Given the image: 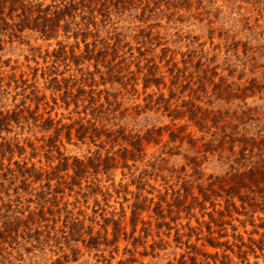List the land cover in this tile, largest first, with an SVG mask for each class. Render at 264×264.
Wrapping results in <instances>:
<instances>
[{
  "label": "rangeland",
  "instance_id": "374dc122",
  "mask_svg": "<svg viewBox=\"0 0 264 264\" xmlns=\"http://www.w3.org/2000/svg\"><path fill=\"white\" fill-rule=\"evenodd\" d=\"M93 15L86 41L76 21L51 37L0 23V112L17 115L0 127V224L28 221L0 264H264V0Z\"/></svg>",
  "mask_w": 264,
  "mask_h": 264
},
{
  "label": "trees",
  "instance_id": "16d2710c",
  "mask_svg": "<svg viewBox=\"0 0 264 264\" xmlns=\"http://www.w3.org/2000/svg\"><path fill=\"white\" fill-rule=\"evenodd\" d=\"M0 0V23L3 22V24L7 26H11L13 28H16L17 30H23L26 27H30L32 29H36L39 32H41L43 35L47 37L53 36L57 29L62 26L66 29V31H70L72 22L76 21V24L80 23L83 26L76 25L77 28H73L71 31H73L74 36H82L83 41H86L87 37L95 33L92 30H89L90 23L93 24L96 23L94 20L93 10L95 7V4L98 3L99 0H59V2H53L46 6H42L41 3L39 4H30L23 0H11L9 4L10 8V14L16 11L17 9H21V12L18 14V21H15L13 23H10L4 16V5ZM19 2V3H17ZM83 11V12H82ZM82 12V13H81ZM80 15L81 19L80 21L76 20V17ZM63 21V22H62ZM96 41V40H95ZM94 41V44L96 43ZM90 43L86 42L87 52L89 54L88 58H91L94 55V48H89ZM157 80L158 78H154ZM51 82H54L57 85L62 84V80H68L70 81V78H63L59 79L58 76H54L50 79ZM148 81V80H147ZM17 117V115H14L12 113H4L3 111L0 112V127H6L5 125L8 124V122L13 118ZM97 130V128H95ZM110 136V134H108ZM6 143H2L1 147L3 148ZM131 145L133 146V153L135 154L137 151L140 152L142 150V137H138L136 140L131 141ZM7 149L13 150L12 143H8ZM129 149H125V154L129 152ZM68 156L62 157L61 163L57 166V168H60V166H63V168H67L69 163ZM97 159H100L98 157ZM110 159H114V157L108 156L105 160L109 161ZM92 159L89 161L91 162ZM264 165V164H263ZM0 166H2V163L0 162ZM73 166L75 168V174H81L83 171L88 168V163L84 162L82 159L78 157H74ZM2 168V167H0ZM261 167L257 168L255 170L254 174L262 175L264 177V169H260ZM12 169L8 168L7 171H11ZM30 170L31 169H27ZM32 170H36L35 166L32 167ZM10 210V209H8ZM15 212H19V210L15 209ZM33 214V213H31ZM44 215V214H42ZM32 216H28L30 219H32ZM28 221L25 219H22L20 216H9V219L3 220L2 224H0V243L1 239L6 238L8 235L13 233V231H16L18 227L22 224L27 223ZM191 260L193 261V264H196V257L191 256ZM181 264H188V261L186 260H180Z\"/></svg>",
  "mask_w": 264,
  "mask_h": 264
}]
</instances>
